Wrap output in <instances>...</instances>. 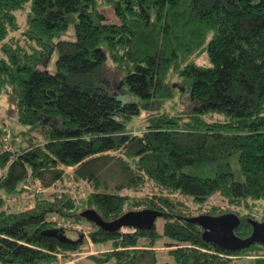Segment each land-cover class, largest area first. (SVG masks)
Segmentation results:
<instances>
[{"label": "trees", "instance_id": "trees-1", "mask_svg": "<svg viewBox=\"0 0 264 264\" xmlns=\"http://www.w3.org/2000/svg\"><path fill=\"white\" fill-rule=\"evenodd\" d=\"M101 2L115 21L98 0H0V100L22 128L0 123V262L85 250L57 216L92 226V245L111 242L89 254L97 264H157L162 239V264H264L263 244L224 249L192 221L236 213L240 238L264 221V0ZM34 186L44 192L31 208L8 201ZM128 202L157 211L162 230H108L83 215L110 222Z\"/></svg>", "mask_w": 264, "mask_h": 264}, {"label": "water", "instance_id": "water-1", "mask_svg": "<svg viewBox=\"0 0 264 264\" xmlns=\"http://www.w3.org/2000/svg\"><path fill=\"white\" fill-rule=\"evenodd\" d=\"M95 223L108 230H118L121 227H134L139 229H150L154 226L159 213L149 208L139 210H128L121 216L110 222H104L99 217H89ZM192 221L200 225L203 229L202 237L205 241L213 242L224 249L237 250L248 247L253 243L264 245V221L252 220V231L249 236L240 238L234 234L235 228L239 224V217L236 213L229 212L218 216L199 214L192 218ZM48 234L58 235L57 229H52ZM63 239H68L64 235ZM79 240L83 235H78Z\"/></svg>", "mask_w": 264, "mask_h": 264}, {"label": "rangeland", "instance_id": "rangeland-1", "mask_svg": "<svg viewBox=\"0 0 264 264\" xmlns=\"http://www.w3.org/2000/svg\"><path fill=\"white\" fill-rule=\"evenodd\" d=\"M98 7L104 13V15L106 16V18L109 21L113 22V21L116 20L115 17H114L112 9L109 6L103 4L101 2V0H98ZM16 14H17V18H18L19 23L21 24V26H23L24 22H25V12L24 11H19ZM63 38L64 39H73V30L70 28L63 35ZM196 61L198 63H205L206 62L205 55L201 54L200 56H198L196 58ZM52 62L53 61H51L50 64L46 67V69L49 70V71L53 70ZM174 80H177V79L174 78ZM173 103H174V107H175L174 109L172 108V104ZM186 103H187V98L185 96H183L181 99L175 98L173 101H168L166 103V110H170V112H172V110L182 109ZM7 108L9 110H7ZM147 117H148V112L143 111L140 116H138V117H136L134 119V121L132 123V129L135 132H139L141 129H143V127H144V125L146 123ZM3 121L6 123L5 126L10 131L17 132L20 129H22L21 126L16 122L14 111L12 109H10V105L5 103L4 100H0V123L3 122ZM81 186H85L84 188L86 190H90V187L88 185H86V184H83V182H81ZM152 189H153L152 185H150V184H146L145 185V191H149V190H152ZM143 194H144V192H142L141 194L135 195V197H141ZM183 200H185V199H183ZM186 202L188 204H190V198H186ZM208 203L209 204L218 205V206H220L222 208H226L227 207L226 202L224 200H222L218 195H214L213 197H211L208 200ZM10 204H13V203L10 202ZM19 206L16 205V207H19ZM261 206H262V204H261ZM125 208H126V210L127 209L139 210V209L146 208V205H145L144 202H139L136 205H133V203L131 202V203H127ZM12 209H13V211H15V209H16L15 208V204L12 205ZM162 223H163V220H161V219H157L156 220V225L158 226V229L160 231L162 230ZM66 234L68 236H72L73 235V233H71V232H67ZM86 243H87V246H86L85 250L80 251V252H84V256L78 261L80 264H97V263H95L93 260H91L89 258V253L88 252L97 253L99 251H96V250L110 249L111 245H112L111 242H106L104 244H95V245H89L88 242H86ZM166 249H167V247L165 246V239H162L157 245V253H158V262H157V264H162V262H164V261H169V262L172 261L171 257L166 254ZM233 264H235V263H233Z\"/></svg>", "mask_w": 264, "mask_h": 264}, {"label": "built area", "instance_id": "built-area-1", "mask_svg": "<svg viewBox=\"0 0 264 264\" xmlns=\"http://www.w3.org/2000/svg\"><path fill=\"white\" fill-rule=\"evenodd\" d=\"M3 130L9 131V129L6 126H2ZM44 192V189H42L39 186H34L32 190L25 191L21 193L20 195H12L8 201L11 203H15L18 206L28 207L31 208L34 204V201L38 196ZM84 194V193H83ZM77 205L80 206V201L77 200ZM51 221L57 226L62 227L68 230H74L78 234L83 235V239H85L89 245H92L89 235L92 231V226L89 224L82 222L80 220H76L73 218L70 219H63L57 216H51ZM136 228L134 227H121L120 232H133ZM89 254L95 253V252H88ZM84 256V252H72L68 254V258L66 260H62V256L59 254L57 257L59 259V263L57 264H80L78 261ZM0 264H2L0 262Z\"/></svg>", "mask_w": 264, "mask_h": 264}, {"label": "crops", "instance_id": "crops-1", "mask_svg": "<svg viewBox=\"0 0 264 264\" xmlns=\"http://www.w3.org/2000/svg\"><path fill=\"white\" fill-rule=\"evenodd\" d=\"M128 203H130V202H128ZM71 237H74V236L72 235Z\"/></svg>", "mask_w": 264, "mask_h": 264}]
</instances>
